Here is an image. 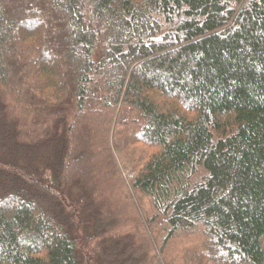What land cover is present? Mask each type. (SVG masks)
<instances>
[{"label":"trees","instance_id":"obj_1","mask_svg":"<svg viewBox=\"0 0 264 264\" xmlns=\"http://www.w3.org/2000/svg\"><path fill=\"white\" fill-rule=\"evenodd\" d=\"M0 264H264V0H0Z\"/></svg>","mask_w":264,"mask_h":264},{"label":"rangeland","instance_id":"obj_2","mask_svg":"<svg viewBox=\"0 0 264 264\" xmlns=\"http://www.w3.org/2000/svg\"><path fill=\"white\" fill-rule=\"evenodd\" d=\"M177 242H179V240H176V242H175V243H177ZM173 247H174V246L170 247V249H173Z\"/></svg>","mask_w":264,"mask_h":264}]
</instances>
